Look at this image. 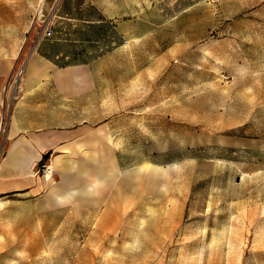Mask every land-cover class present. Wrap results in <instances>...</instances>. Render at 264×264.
I'll return each instance as SVG.
<instances>
[{
  "label": "rangeland",
  "instance_id": "374dc122",
  "mask_svg": "<svg viewBox=\"0 0 264 264\" xmlns=\"http://www.w3.org/2000/svg\"><path fill=\"white\" fill-rule=\"evenodd\" d=\"M25 37L15 68L44 38L92 68L101 119L36 176L117 170L92 197L0 194V264H264V0H0V55Z\"/></svg>",
  "mask_w": 264,
  "mask_h": 264
},
{
  "label": "crops",
  "instance_id": "0c3cea01",
  "mask_svg": "<svg viewBox=\"0 0 264 264\" xmlns=\"http://www.w3.org/2000/svg\"><path fill=\"white\" fill-rule=\"evenodd\" d=\"M25 39L13 55H0V129L6 138L0 159V194L14 192L30 198L48 185V203L79 195L92 197L117 170L107 153L93 158L97 162L91 166L93 180L83 185H72L74 177L89 175L81 162L62 165L59 158L52 159V167L60 169L59 185L42 181L34 168L44 162L45 154L62 155L72 140L97 136L95 128L101 119L95 118L92 106L97 88L93 70L84 63H60L59 53L49 56L43 49L48 44L44 38L33 45L23 67L15 68Z\"/></svg>",
  "mask_w": 264,
  "mask_h": 264
},
{
  "label": "built area",
  "instance_id": "2783aa9c",
  "mask_svg": "<svg viewBox=\"0 0 264 264\" xmlns=\"http://www.w3.org/2000/svg\"><path fill=\"white\" fill-rule=\"evenodd\" d=\"M51 32H52V30L49 26H44V28L42 29L43 37L49 36L51 34ZM43 172H44V175L47 176V172H49L48 166L44 165Z\"/></svg>",
  "mask_w": 264,
  "mask_h": 264
},
{
  "label": "bare ground",
  "instance_id": "6f19581e",
  "mask_svg": "<svg viewBox=\"0 0 264 264\" xmlns=\"http://www.w3.org/2000/svg\"><path fill=\"white\" fill-rule=\"evenodd\" d=\"M51 164L50 165H48V168H49V171L51 172ZM150 167H151V170L154 172V171H156V172H159V171H161L162 169H163V167L162 166H160V165H156V164H150ZM50 176H51V174H47V177H45L44 179H49L50 178Z\"/></svg>",
  "mask_w": 264,
  "mask_h": 264
},
{
  "label": "trees",
  "instance_id": "16d2710c",
  "mask_svg": "<svg viewBox=\"0 0 264 264\" xmlns=\"http://www.w3.org/2000/svg\"><path fill=\"white\" fill-rule=\"evenodd\" d=\"M47 157H48V154H45L44 156H43V161H45L46 159H47ZM41 164H43V162L41 163Z\"/></svg>",
  "mask_w": 264,
  "mask_h": 264
}]
</instances>
